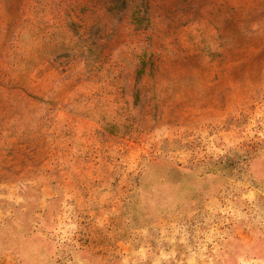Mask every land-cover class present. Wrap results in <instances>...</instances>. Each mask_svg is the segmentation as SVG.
<instances>
[{"label":"rangeland","instance_id":"obj_1","mask_svg":"<svg viewBox=\"0 0 264 264\" xmlns=\"http://www.w3.org/2000/svg\"><path fill=\"white\" fill-rule=\"evenodd\" d=\"M0 264H264V0H0Z\"/></svg>","mask_w":264,"mask_h":264}]
</instances>
